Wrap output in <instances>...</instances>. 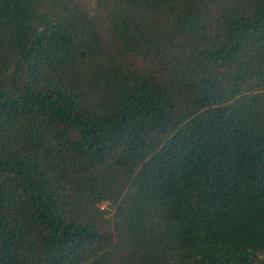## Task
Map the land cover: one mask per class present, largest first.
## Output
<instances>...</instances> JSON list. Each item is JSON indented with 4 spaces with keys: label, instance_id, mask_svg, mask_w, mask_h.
Listing matches in <instances>:
<instances>
[{
    "label": "trees",
    "instance_id": "1",
    "mask_svg": "<svg viewBox=\"0 0 264 264\" xmlns=\"http://www.w3.org/2000/svg\"><path fill=\"white\" fill-rule=\"evenodd\" d=\"M0 264H264V0H0Z\"/></svg>",
    "mask_w": 264,
    "mask_h": 264
}]
</instances>
